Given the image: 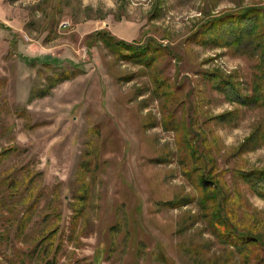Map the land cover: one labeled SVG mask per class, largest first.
<instances>
[{
    "label": "rangeland",
    "instance_id": "rangeland-1",
    "mask_svg": "<svg viewBox=\"0 0 264 264\" xmlns=\"http://www.w3.org/2000/svg\"><path fill=\"white\" fill-rule=\"evenodd\" d=\"M263 5L0 0V264L240 261L212 235L208 205L182 172L152 70L94 36L108 31L128 44L153 39L167 47L157 66L177 92L170 108L186 101L177 119L193 120V131L208 137L228 216L264 234V198L239 176L264 168V108L233 101L251 95L259 59L187 41L214 16ZM228 33L219 35L231 40ZM209 73L230 78L234 89L213 88Z\"/></svg>",
    "mask_w": 264,
    "mask_h": 264
},
{
    "label": "trees",
    "instance_id": "trees-1",
    "mask_svg": "<svg viewBox=\"0 0 264 264\" xmlns=\"http://www.w3.org/2000/svg\"><path fill=\"white\" fill-rule=\"evenodd\" d=\"M230 31L233 36L231 40H226L219 35L221 32L228 33ZM96 37L122 60L134 62L152 70V82L155 86L153 94L158 101L163 103L161 113L165 122V130L172 131L176 135L179 164L182 172L199 191V203L205 210L207 208L210 210V213H207L206 216L209 219L212 235L217 238L223 247L240 256V261L231 262L230 260L231 264H253V259H256L254 264H258L260 261L263 262L264 249L262 248V251L260 250L258 253V247L264 245V234L260 231L246 229L240 224L236 225L227 214V194L224 192L217 175L214 174V163L211 158L212 147L208 137L201 132L195 133L193 131V120L188 122L185 117L181 120L177 119L178 109L186 105V101L177 102L176 107L170 108L177 98V92L171 88V84L161 75L157 66L158 59L161 60L168 53L170 54L167 47L153 39L145 45L128 44L125 41L117 40L108 31H101L95 34L94 38ZM208 40L216 43V45L231 47L237 49L243 55L259 59L258 64L255 66L256 73L253 76L251 95L238 96L234 94L235 100L233 101H237L242 106L264 108V5L246 7L232 13L214 16L201 24L189 36L187 41L202 44ZM218 74H208L213 88L222 89V86L229 85L231 89H234V84L229 80L230 78L223 80V74H220V77L217 76ZM167 105L169 107H166ZM225 115L230 114H223L219 118H223ZM260 136L261 134L248 138L240 150L252 142L254 145ZM239 176L253 193L264 198V168L240 171ZM176 204L174 203V205ZM169 205H173V203ZM82 210L83 207L79 205L75 208V213L78 212L79 215ZM22 221V228L24 229L30 221V214H25ZM229 258L231 259V257ZM223 264L230 263L224 262Z\"/></svg>",
    "mask_w": 264,
    "mask_h": 264
}]
</instances>
